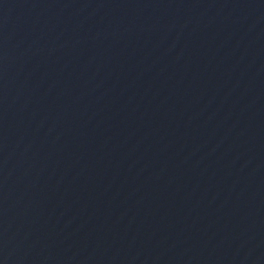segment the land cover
Returning <instances> with one entry per match:
<instances>
[{
  "label": "water",
  "instance_id": "water-1",
  "mask_svg": "<svg viewBox=\"0 0 264 264\" xmlns=\"http://www.w3.org/2000/svg\"><path fill=\"white\" fill-rule=\"evenodd\" d=\"M0 264H264V0H123L34 75Z\"/></svg>",
  "mask_w": 264,
  "mask_h": 264
}]
</instances>
